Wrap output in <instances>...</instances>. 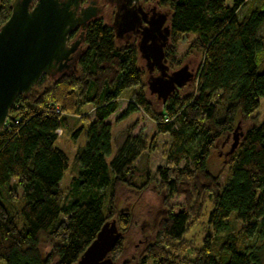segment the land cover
<instances>
[{"label":"trees","instance_id":"obj_1","mask_svg":"<svg viewBox=\"0 0 264 264\" xmlns=\"http://www.w3.org/2000/svg\"><path fill=\"white\" fill-rule=\"evenodd\" d=\"M155 1L168 11L164 52L170 71L180 63L175 54L182 37L195 35L189 49L200 53L201 61L192 81L165 104L156 98L160 110H154L136 45L118 46L112 28L92 20L76 71L42 75L27 96L16 97L0 129V264H75L105 222L115 216L119 230L129 223L130 212L118 205L119 191L141 192L151 182L158 183L167 210L154 245L135 264H178L168 246L187 233L194 204L207 201L210 234L186 264H261L264 119L239 135L225 158L222 185L208 164L237 120L250 118L264 99V0L241 16L244 0ZM11 3L0 0V26ZM126 89L137 90L119 106ZM84 106L92 116L74 132L84 131L85 139L75 155L78 172L62 191L67 157L56 138L66 116H78ZM139 110L154 134L136 138L132 124L111 156V118L117 123ZM158 135L170 139L168 160L151 174L135 161ZM172 198L183 200L176 213L168 206ZM231 218L242 225L237 234L231 232ZM121 237L109 253L113 264L121 255Z\"/></svg>","mask_w":264,"mask_h":264},{"label":"water","instance_id":"obj_2","mask_svg":"<svg viewBox=\"0 0 264 264\" xmlns=\"http://www.w3.org/2000/svg\"><path fill=\"white\" fill-rule=\"evenodd\" d=\"M132 1L123 0L117 8L114 37L140 34L136 47L150 74L147 90L165 104L177 88L192 81L193 73L187 64L173 71L167 66L164 49L170 35L168 13L155 12L147 19L140 8L137 12L127 10ZM80 2L12 0L10 16L0 26V129L10 118L9 110L16 97L27 96L42 75L52 77L76 71L83 50L79 55L75 52L83 41V32L72 43H68V36L79 26L84 29L97 13L95 8L80 9ZM141 18L145 26L139 28ZM153 71L157 75H152ZM239 135L241 132L224 157L237 147ZM120 235L115 219L105 222L75 264H113L109 253Z\"/></svg>","mask_w":264,"mask_h":264},{"label":"rangeland","instance_id":"obj_3","mask_svg":"<svg viewBox=\"0 0 264 264\" xmlns=\"http://www.w3.org/2000/svg\"><path fill=\"white\" fill-rule=\"evenodd\" d=\"M141 1V0H140ZM228 4H232L234 0H226ZM244 5L239 10V16L247 13L251 7L261 6L263 0H244ZM150 6H155L157 12L167 13V8L160 7L155 0L149 1ZM102 22L107 25H112L111 8L106 6L104 12L100 15ZM261 36L264 42V26L261 29ZM195 39V35L187 34L182 37L176 48L175 60L179 61V65L171 69L176 70L183 65L187 64L192 73H196L200 61L201 54L195 50H190L189 47ZM118 46L126 45L123 40H116ZM128 44H137V40H133ZM85 48V46H84ZM139 54V53H138ZM137 63L140 69L143 71V80L147 81L148 72L145 67V61L139 55ZM168 64V63H167ZM153 75H157V71L153 72ZM137 89H126L120 95L119 106L126 103L131 92ZM147 98L152 104L154 110H160V102L156 99L155 95H149ZM78 116H66L64 126L56 138V146L61 149L67 157V169L63 173V177L60 182V188L65 191L69 180L72 176L78 172V165L76 164L75 155L84 147V131L78 132L74 136V132L84 127L92 116V110L89 106H84L80 109ZM221 117V114H219ZM82 118H85L83 120ZM253 118V119H251ZM264 119V99H260L259 107L257 111L250 117L242 120H237L239 123L238 129L228 136L224 137L211 159L209 160L208 169L213 174H220L219 183L222 185L227 172L226 157L224 154L230 149L233 139L240 132L250 127L254 122H261ZM111 156L119 147L126 135L128 134V128L133 124L131 134L137 137L149 138L154 134L153 124L146 117L142 111L134 112L124 119H121L115 123L114 117L111 118ZM237 122L234 125V129L237 126ZM136 124V125H134ZM148 141V139H147ZM170 144V139L167 135H158L155 142L150 149H145L139 157L136 159L135 164L138 168L148 167L151 174L158 167H164L167 164V149ZM111 156L107 159L110 160ZM182 198H172L168 206L174 212H178L182 209ZM119 208H126L130 213L129 223L125 225L121 232V241L119 245L120 257L115 261V264H135L142 256L143 252L149 250L154 245L157 233L160 230L161 222L164 220L166 214V207L164 204V194L161 192L157 182H151L141 192H130L127 189H121L119 191ZM192 215L189 221L187 233L183 236V239L178 243L169 244V248L174 252L177 260L174 262L178 264H186L189 259L193 258L195 253L199 250L202 240L210 234V229L207 224V214L211 209L209 201L194 204ZM115 216H113L114 219ZM112 219V218H111ZM117 220V219H116ZM110 221V220H109ZM231 232L237 234L242 225L238 222H234L231 218ZM118 225V224H117ZM126 262V263H125ZM147 264H156L153 261H149ZM261 264H264V248L261 251Z\"/></svg>","mask_w":264,"mask_h":264},{"label":"flooded vegetation","instance_id":"obj_4","mask_svg":"<svg viewBox=\"0 0 264 264\" xmlns=\"http://www.w3.org/2000/svg\"><path fill=\"white\" fill-rule=\"evenodd\" d=\"M122 3H123V0H81V2H80V9L81 8H83V9H92V8H95L96 11H97V13H96V16L92 19V20H95V19H100V15L104 12V8L106 6H109L111 8V15H112V25L110 27L113 30L114 29L113 28V24H114V20H113L114 14H115L117 8H120L122 6ZM149 4H150L149 1L133 0L131 2V4L129 6H127V10L128 11H135V12H137V8H140L144 13H146V18L148 19L155 12H157L156 11V7L155 6H150ZM138 14L141 15L139 12H138ZM88 24H87V26H88ZM87 26L84 29H82L80 26L77 27L68 36V43H72L73 41L79 40L80 37H81V35H82V32H83V41L77 47V51L75 52L76 55H79L82 52V50L84 52V49H85L84 48V33H85V30H86ZM143 26H145V22L141 18V24L139 25V28L140 27H143ZM113 33H114V30H113ZM139 36H140L139 33H129V34L123 35L122 37H120L119 39H116V40H123V42L125 44H128V43L132 42L133 40H137V42H138ZM164 51H165V49H164ZM152 75H153V73H152ZM149 76H150V74L148 73V77ZM52 77H54V76H52Z\"/></svg>","mask_w":264,"mask_h":264}]
</instances>
